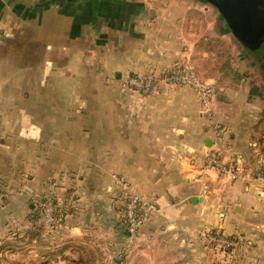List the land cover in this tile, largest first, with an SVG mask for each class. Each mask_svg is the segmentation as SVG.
I'll return each mask as SVG.
<instances>
[{"label": "crops", "instance_id": "crops-1", "mask_svg": "<svg viewBox=\"0 0 264 264\" xmlns=\"http://www.w3.org/2000/svg\"><path fill=\"white\" fill-rule=\"evenodd\" d=\"M22 1L0 0V17L28 4L27 23L38 20L57 41L51 70L71 80L55 88L72 91L52 96L45 68L40 137L0 124V239L13 238L15 257L7 256L16 260L18 240L28 264L51 256L53 264H264V79L251 56L243 64L230 50L243 78L219 83L218 51L233 35L218 11L203 0ZM181 59L217 86L209 114L188 84L159 80L154 93L126 86L129 74L163 73ZM8 101L12 124L15 97ZM213 150L235 178L203 171ZM115 176L156 204L137 231L121 219ZM48 196L61 226L17 239L35 228L30 214ZM216 232L237 240L231 257L215 248Z\"/></svg>", "mask_w": 264, "mask_h": 264}, {"label": "rangeland", "instance_id": "rangeland-1", "mask_svg": "<svg viewBox=\"0 0 264 264\" xmlns=\"http://www.w3.org/2000/svg\"><path fill=\"white\" fill-rule=\"evenodd\" d=\"M19 1V4L25 5L24 1ZM27 5L25 8L23 6L15 7L16 9H6L5 12L4 10L1 12L3 18L0 17V124L1 122H4V127L10 124V128L16 130L18 135L35 139L37 137H40L39 134L41 131V127L43 128L41 123L42 121L40 119L42 115V105L40 104V97L41 95H43V90L41 92V80H44L46 77L45 68H48L47 80H49V85L51 86V88L54 86V88L50 89V94L52 96H55L56 94L63 95L65 94V91H72V89L70 87H59V89L55 88L57 80H71H65L62 77L58 79L56 77V72L51 70V65L54 57L52 56V54H50L53 50V47L50 46H52L53 44H57V41L53 38V34L50 31H47V33L46 31H42L41 26L38 24V20L37 22L33 21V23L31 24L27 23L25 19ZM210 7L214 6L212 5ZM32 10V16H34L33 20H36V16V18L38 19L39 14L37 13H39V8H33ZM216 10L215 12L217 13L218 10ZM12 15H14V17H11ZM224 29L226 32H229L230 35L231 32L229 31L225 21ZM233 37L234 35L232 37L230 35V38H226L222 43L224 49L229 53L231 58H234L235 55H239V62L245 64L244 62H242L241 57L244 55V53H246L251 56L254 59V63L258 65L256 58L251 55L236 38ZM230 50L232 51V53H234V57H232ZM187 60L189 59L178 60L165 71H170L171 69L177 67L182 62ZM232 67L233 69H235V66ZM257 67L260 76L264 79V72L259 66ZM147 73H150V71ZM240 78H243V75L241 73ZM60 85L64 86L65 84ZM95 94H105V90L95 89ZM9 96H14L16 102V117L15 121L12 124V105L8 101ZM0 196L3 200L2 192H0ZM124 197L125 194L121 192L120 196L118 197L120 205H123L122 203ZM2 200H0V205L3 202ZM19 231L21 232V235L17 239L23 237V231ZM9 236L10 235H7L8 239L2 240V243L0 239V248L3 244L6 246L5 249H1L2 255L0 256V264H7L6 258L8 260V264H26L27 262L25 263L23 261L24 257L22 248L24 245L22 244L23 242H19L18 240H16V243H21L18 246L20 247L19 254H17L16 260L14 262L10 259L14 258L15 256L11 255L9 252L10 249L8 247L12 245L11 242L13 240V238H9ZM7 255H11V257L9 258V256ZM53 257L54 256H51L48 259V262H42V257H38L36 260H34V264H53V262L51 261L55 259ZM17 260H21L23 262H19ZM83 264L87 263L83 261Z\"/></svg>", "mask_w": 264, "mask_h": 264}, {"label": "built area", "instance_id": "built-area-1", "mask_svg": "<svg viewBox=\"0 0 264 264\" xmlns=\"http://www.w3.org/2000/svg\"><path fill=\"white\" fill-rule=\"evenodd\" d=\"M159 80H163L170 84H188L198 94L202 113H210V103L217 94V88L213 83L208 82L199 76L197 67L190 60L184 61L177 67L163 73L150 71V73L144 75H128L125 83L130 89L154 93L158 89ZM262 147L264 154V138L262 141ZM213 168H217L220 172L231 178L236 177L235 169L221 161L218 150H213L208 154L203 171H209ZM262 172L264 176V166ZM115 178L117 183L124 189L125 197L122 204L125 210L123 212V217L125 218L129 229L137 231L144 225L147 219L151 217L153 212L156 211V204L146 200L138 193L131 191L128 184L120 177L115 176ZM0 200H2L1 196ZM36 224L46 228H58L61 226V221L55 215V209L52 203L45 205V209L37 219ZM211 240L215 244V248L226 257L232 256L233 250L237 245V240L235 238H230L221 232L214 233L211 236Z\"/></svg>", "mask_w": 264, "mask_h": 264}, {"label": "water", "instance_id": "water-1", "mask_svg": "<svg viewBox=\"0 0 264 264\" xmlns=\"http://www.w3.org/2000/svg\"><path fill=\"white\" fill-rule=\"evenodd\" d=\"M213 5L229 31L264 72V0H203Z\"/></svg>", "mask_w": 264, "mask_h": 264}, {"label": "trees", "instance_id": "trees-1", "mask_svg": "<svg viewBox=\"0 0 264 264\" xmlns=\"http://www.w3.org/2000/svg\"><path fill=\"white\" fill-rule=\"evenodd\" d=\"M216 71H217V74H218L219 83L221 85H225L226 83H229V84L236 83V82H238L241 79L240 78V73L237 70L233 69V67H232V58L229 55V53L226 52V50L224 49V47H221L219 49V51H218V60H217ZM216 88H217V86H216ZM217 92H218V88H217ZM262 121H264V117H263ZM2 196H3V200H2L3 202L0 205V207L3 206L4 205V202H5L6 196H5V193L4 192H2ZM47 202H50V203H52L54 205L55 215L60 219L61 222L64 221V214L58 212L59 210L57 209L55 199L52 196H48L46 198L44 197V198L41 199V201H39L37 203V210L36 211H33L30 214L31 220L37 221V219L39 218V216L44 211L45 205H46ZM124 210H125L124 206L121 205L120 206V216H121L122 221L127 226L126 220L123 217ZM45 229H47V230L54 229V227L46 228V227H43L41 225H36L35 228L32 231H28L27 233H25V235H23V237L20 238L19 240L25 239L24 237L26 235L28 236L30 234H33L34 236H38V235H40L39 233L42 230H45ZM17 236H18V238L20 237L19 235H17ZM37 238H39V237H37ZM5 248H6V246L3 244L1 246V248H0V256L2 255L1 249L3 250ZM7 261L8 260L6 258V263L8 264ZM34 263H32V264H34ZM19 264H21V263H19ZM71 264H83V261H82V259L72 260L71 261Z\"/></svg>", "mask_w": 264, "mask_h": 264}]
</instances>
